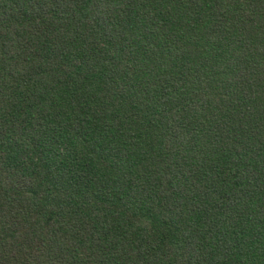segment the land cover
<instances>
[{
  "label": "trees",
  "instance_id": "16d2710c",
  "mask_svg": "<svg viewBox=\"0 0 264 264\" xmlns=\"http://www.w3.org/2000/svg\"><path fill=\"white\" fill-rule=\"evenodd\" d=\"M0 264H264V0H0Z\"/></svg>",
  "mask_w": 264,
  "mask_h": 264
}]
</instances>
